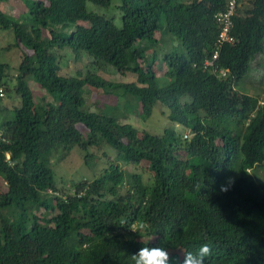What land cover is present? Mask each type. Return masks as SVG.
Returning a JSON list of instances; mask_svg holds the SVG:
<instances>
[{
    "label": "trees",
    "instance_id": "16d2710c",
    "mask_svg": "<svg viewBox=\"0 0 264 264\" xmlns=\"http://www.w3.org/2000/svg\"><path fill=\"white\" fill-rule=\"evenodd\" d=\"M22 1L17 17L0 5V29L13 36L0 51L21 52L13 86L0 61V87L18 98L0 109V264H135L132 254L154 246L175 264L202 244L212 249L205 264H264V183L249 171L264 161V102L233 87L263 48L264 0H252L244 15L237 9V42L219 58L224 78L200 64L226 0H117L116 18L107 11L112 0ZM56 49L85 53L93 66L133 80L62 75ZM36 89L50 101L42 93L36 101ZM93 90L112 97L111 109L87 107ZM158 103L190 129L189 139L174 128L141 133L120 119L135 112L145 120ZM117 106L128 110L115 114ZM102 141L124 164L144 162L146 180L111 163L90 180L70 181L62 196L54 153Z\"/></svg>",
    "mask_w": 264,
    "mask_h": 264
},
{
    "label": "rangeland",
    "instance_id": "374dc122",
    "mask_svg": "<svg viewBox=\"0 0 264 264\" xmlns=\"http://www.w3.org/2000/svg\"><path fill=\"white\" fill-rule=\"evenodd\" d=\"M111 4L115 7V9L110 8L107 11L109 12V16L116 18L119 15L118 9L116 8L118 1L112 0ZM0 5L5 13L15 17H17L19 14L22 15V13H25V7L22 0H10L7 3H1ZM247 5H249V0H241L242 7H246ZM94 9L99 12L104 11L98 6H95ZM157 37L159 36L157 35ZM12 39L13 36L11 32L0 29V49L7 46L9 42L12 41ZM174 43L176 44V42ZM146 53L150 55L151 50H147ZM56 54L59 56V72L62 75H74L77 71H79L83 75L86 72H93L113 81L128 82L133 80V76L131 74L121 75L112 66L107 65L100 68L93 66L90 58L85 53H80L78 57H75V55L70 53L68 49H56ZM20 59L21 52L16 47H11L9 50L0 51V61L6 62L10 66V68L7 70V74L9 75L8 78L10 77V86H13L14 84L16 67ZM161 67V64H159V68H157L156 64L154 65L155 70L160 74L162 69ZM233 86L236 90L255 96L258 101L264 102V42L261 52H258L250 62L247 74L236 80ZM39 93H42L46 97V100L50 101V97H48L46 93L37 89L34 93L35 96H37L36 101L39 99ZM98 97L99 99H97ZM102 97H105L107 100H102ZM17 100V95L13 93L11 95H7L5 92V95L0 102V109L3 107H11L12 104L17 103ZM187 100V97H183L181 99L182 103ZM111 101V96H104V94L97 90L91 91L86 96V105L91 110H105L107 108L111 109L110 106L114 105ZM125 108L117 106L112 112L116 114L120 111L128 110V108ZM1 115H3V113ZM120 119L124 122H130L141 133L149 132L157 134L163 133L164 129L166 128H174L177 133L183 137L184 133L186 132V128L184 126L176 124L168 119V108L164 107L160 103H158L153 108L151 115L145 120L139 117V115L135 112L124 114L120 117ZM240 128L243 129L244 126H240ZM190 137L191 135H187L186 139H189ZM116 154V151L103 141L98 145L88 148L86 152L77 146L73 147L69 152H60V150L57 151L52 157L51 166L55 174L56 186L58 187L59 192L65 193L67 191H72V188H70L72 186L68 184L70 181L78 182L83 181L84 179L90 180L96 175H100V173H102L103 170L111 163H118L127 173H132V171L137 169L142 174L143 180H146L149 172L144 162L135 168L131 164H124ZM249 171L256 180L264 183V161L260 165L252 167L249 169ZM2 187H4V184L0 183V189H2ZM66 187H69L70 189ZM64 193L61 195L63 196ZM36 214L43 216L42 211L36 212Z\"/></svg>",
    "mask_w": 264,
    "mask_h": 264
},
{
    "label": "clouds",
    "instance_id": "9594fccd",
    "mask_svg": "<svg viewBox=\"0 0 264 264\" xmlns=\"http://www.w3.org/2000/svg\"><path fill=\"white\" fill-rule=\"evenodd\" d=\"M235 1H236L235 8L233 10V13L230 15L231 25H230V28L228 31V35L232 38V41L231 42L225 41L220 46L217 45V39H218V35H219L220 29H221L219 14L223 13L227 10L229 0H226L224 10L218 11L215 15L218 31H217V34L215 35V38L213 41V48L211 49L210 52H208L206 54L204 53V56L202 57L203 60L201 61V64H200V66L204 70L209 71L216 78H224L229 74L228 68L220 65L219 58H220V53H221L223 46H225V45L232 46L237 42V37L232 32V28L234 27L233 17L236 14V11L238 8L241 9V11L239 13L241 15H244L245 14L244 9L249 7L252 4L251 3L252 0H249V5H247L246 7H242L241 6V0H235ZM215 50H217L218 53H217V58L214 61V63L219 69H223V70L225 69L226 70L225 75H223V76H221V75L219 76V75L213 73L210 69L204 68L202 66L203 61L207 58H211L213 53L215 52ZM257 102H259V103H256V106L262 105V103H263V102L258 101V100H257ZM191 134L192 133H191L190 129L186 128V132L184 133L183 137L186 138L187 135H191ZM231 183H234V180L232 178H229L228 184L222 185L220 191H222V192L228 191V186ZM143 228H144V225L141 224V230H143ZM211 254H212L211 247L208 244H202V245H200V247L195 252H193V251L181 252L180 257L176 258L175 264H205L206 258L209 257ZM170 258L171 257H170L169 250H167L163 247H160V246L142 247L139 249L138 252L132 254V260L135 262V264H169Z\"/></svg>",
    "mask_w": 264,
    "mask_h": 264
},
{
    "label": "built area",
    "instance_id": "2783aa9c",
    "mask_svg": "<svg viewBox=\"0 0 264 264\" xmlns=\"http://www.w3.org/2000/svg\"><path fill=\"white\" fill-rule=\"evenodd\" d=\"M235 4L236 1L235 0H229L228 2V7L227 10L223 13L219 14V20H220V24H221V29L218 35V39H217V45L220 46L221 44H223L225 41L226 42H231L232 38L228 35V31L231 25V20H230V15L233 13V10L235 8ZM217 53L218 51L215 50V52L213 53L211 58H207L203 61L202 66L204 68H208L210 69L213 73L217 74V75H225L226 70L224 69H219L214 61L217 58ZM4 96V91L3 88L0 87V97Z\"/></svg>",
    "mask_w": 264,
    "mask_h": 264
}]
</instances>
